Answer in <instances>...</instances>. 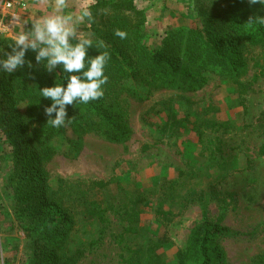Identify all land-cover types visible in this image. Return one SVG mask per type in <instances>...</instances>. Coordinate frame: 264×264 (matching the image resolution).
Segmentation results:
<instances>
[{
  "label": "rangeland",
  "instance_id": "1",
  "mask_svg": "<svg viewBox=\"0 0 264 264\" xmlns=\"http://www.w3.org/2000/svg\"><path fill=\"white\" fill-rule=\"evenodd\" d=\"M135 1L145 11L146 32L201 25L194 0ZM53 2L30 0L2 38L12 41L49 14ZM92 2L69 0L74 11ZM81 31L92 33L91 25ZM123 99L133 131L126 144L90 133L77 158L64 148L45 165L52 179L106 184L89 192L108 210L106 234L78 264H125L152 244L163 263L177 264V252L205 218L240 234L220 241L228 264H253L264 255V49H251L248 72L239 80L210 74L202 90L187 93L131 86ZM12 155L0 142V264H29V242L15 224ZM134 221L138 234L126 233Z\"/></svg>",
  "mask_w": 264,
  "mask_h": 264
},
{
  "label": "trees",
  "instance_id": "2",
  "mask_svg": "<svg viewBox=\"0 0 264 264\" xmlns=\"http://www.w3.org/2000/svg\"><path fill=\"white\" fill-rule=\"evenodd\" d=\"M194 3L201 25L171 26L159 33L143 30L145 11L135 0H93L89 52L91 56L109 54L105 69L109 79L101 99L69 106L72 120L61 128L47 123L44 107L50 101L39 94L40 88L52 86L53 76L40 65L13 73L0 71V142L9 145L14 158L9 183L15 224L29 242V264H78L102 240L108 226V210L89 196L93 186L106 184L85 187L52 179L46 163L64 148L68 156L77 158L90 133L112 144H126L133 131L123 97L131 93V86L149 92L200 91L210 74L241 79L248 72L251 49H264V24L257 21V16H264V6L249 0ZM117 29L126 32L127 38L116 37ZM11 42L0 38V48ZM64 75L57 69L56 81L62 82ZM23 103L26 108L21 111ZM134 218L138 220V212ZM138 232L136 221L126 230L128 234ZM234 235L240 234L220 220L205 218L190 231L186 249L177 252V264H228L220 241ZM145 246L134 251L125 264H165L154 244ZM253 264H264V255Z\"/></svg>",
  "mask_w": 264,
  "mask_h": 264
},
{
  "label": "clouds",
  "instance_id": "3",
  "mask_svg": "<svg viewBox=\"0 0 264 264\" xmlns=\"http://www.w3.org/2000/svg\"><path fill=\"white\" fill-rule=\"evenodd\" d=\"M250 4L264 6V0H249ZM13 19H17L13 17ZM93 12L88 4L71 10L69 0H54L52 11L40 15L17 32L6 48H0V71L13 73L19 68L40 65L54 77L52 86L40 88V96L50 101L44 114L53 128H61L72 117L69 106L88 104L104 96V86L109 77L105 69L110 56L107 52L91 56L93 34L81 31V26L91 24ZM264 24V16H257ZM114 35L121 40L127 33L119 29ZM29 53L33 57L29 59ZM57 69L65 74L62 82L56 81Z\"/></svg>",
  "mask_w": 264,
  "mask_h": 264
},
{
  "label": "built area",
  "instance_id": "4",
  "mask_svg": "<svg viewBox=\"0 0 264 264\" xmlns=\"http://www.w3.org/2000/svg\"><path fill=\"white\" fill-rule=\"evenodd\" d=\"M30 0H0V38L3 37L7 26L15 23L19 14L27 10Z\"/></svg>",
  "mask_w": 264,
  "mask_h": 264
}]
</instances>
